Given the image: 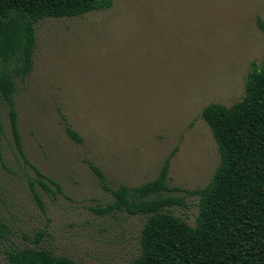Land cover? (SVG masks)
Listing matches in <instances>:
<instances>
[{"label":"rangeland","instance_id":"374dc122","mask_svg":"<svg viewBox=\"0 0 264 264\" xmlns=\"http://www.w3.org/2000/svg\"><path fill=\"white\" fill-rule=\"evenodd\" d=\"M259 18L264 0H114L104 10L40 20L15 108L28 161L62 192L38 184L1 103L0 264L26 246L79 264H131L146 216L100 210L114 199L111 189L154 179L167 159L169 184L179 188L169 194L184 203L168 209L195 226L198 190L220 163L201 113L245 95L252 63L264 59Z\"/></svg>","mask_w":264,"mask_h":264},{"label":"trees","instance_id":"16d2710c","mask_svg":"<svg viewBox=\"0 0 264 264\" xmlns=\"http://www.w3.org/2000/svg\"><path fill=\"white\" fill-rule=\"evenodd\" d=\"M114 0H0V104L5 102L17 149L46 191L62 192L58 181L30 163L23 151L15 108L17 78L34 66L35 25L45 18L76 17L110 8ZM264 29V21L258 19ZM218 145L220 163L208 185L199 189L195 226L169 211L183 201L169 193L167 159L157 177L138 186L111 189L114 199L100 211L144 215L140 253L131 264H264V59L253 62L245 95L232 105L210 103L201 113ZM69 134L81 137L68 128ZM4 127L0 118V150ZM95 170L102 175L97 167ZM39 204L43 200L36 193ZM7 228L0 218V235ZM46 234L40 232L37 241ZM5 264H79L41 247L8 251Z\"/></svg>","mask_w":264,"mask_h":264}]
</instances>
